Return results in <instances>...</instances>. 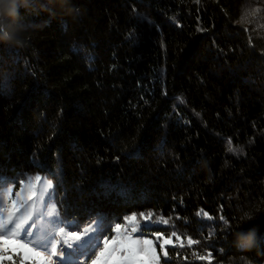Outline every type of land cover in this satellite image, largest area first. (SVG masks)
I'll list each match as a JSON object with an SVG mask.
<instances>
[{
    "label": "trees",
    "instance_id": "16d2710c",
    "mask_svg": "<svg viewBox=\"0 0 264 264\" xmlns=\"http://www.w3.org/2000/svg\"><path fill=\"white\" fill-rule=\"evenodd\" d=\"M30 3L26 47L0 43V176H47L77 230L155 224L169 264H264V0Z\"/></svg>",
    "mask_w": 264,
    "mask_h": 264
},
{
    "label": "snow or ice",
    "instance_id": "6c2138e0",
    "mask_svg": "<svg viewBox=\"0 0 264 264\" xmlns=\"http://www.w3.org/2000/svg\"><path fill=\"white\" fill-rule=\"evenodd\" d=\"M22 175L23 178L13 179L0 176V264H4L6 255L11 258L9 254L18 255L19 264H25V261H29V264H83V260L90 258L100 248L101 243L103 250L92 264H159V257L150 240L129 238L128 243L119 245L115 239L108 240L105 233L110 224L103 217L95 221L90 233L88 229L78 231V222L67 220L57 208L58 193L52 180L45 176L42 183L39 174ZM13 189H17L15 196ZM37 205L40 206L39 212L36 211ZM125 219L135 221L136 215ZM146 219H150V216ZM220 219L225 218L221 216ZM159 222L167 224L168 220L161 217ZM154 226L156 225L146 223L144 229ZM120 227L117 224L116 230L119 231ZM65 228L72 229L67 236L73 242L68 239L63 241L67 247L61 246L62 241L57 239L58 235L64 234ZM132 230L136 231V228ZM155 235L160 239L162 233L157 231ZM172 235L175 236V232ZM172 243L171 239H165L161 247ZM194 243L199 241L189 237L188 244ZM11 245L16 247L11 248ZM39 248H43L50 255L45 257L43 252L37 250ZM163 254L167 257L168 252L165 250ZM53 257L58 259L53 261ZM199 259H209L210 262L211 254ZM12 264H16V261L13 260Z\"/></svg>",
    "mask_w": 264,
    "mask_h": 264
},
{
    "label": "clouds",
    "instance_id": "9594fccd",
    "mask_svg": "<svg viewBox=\"0 0 264 264\" xmlns=\"http://www.w3.org/2000/svg\"><path fill=\"white\" fill-rule=\"evenodd\" d=\"M30 8V0H0V43L8 48L26 47L29 29L35 24L26 20L21 10L28 11ZM250 219L251 217L245 214L241 217V224ZM232 236V246L241 254L253 252L259 247L257 228L244 230L237 225ZM240 259L244 264H254L246 255H241ZM222 264H237V257L228 255Z\"/></svg>",
    "mask_w": 264,
    "mask_h": 264
},
{
    "label": "rangeland",
    "instance_id": "374dc122",
    "mask_svg": "<svg viewBox=\"0 0 264 264\" xmlns=\"http://www.w3.org/2000/svg\"><path fill=\"white\" fill-rule=\"evenodd\" d=\"M18 187H19V185L17 186V188ZM16 191H17V189H13V196H15ZM36 211L37 212L40 211V206L39 205L36 206ZM92 226H94V223L91 224V225H88L85 228H82L81 230H78V231L83 232L85 229H88L89 233H90L91 229H92ZM133 228H136V231H133L132 230ZM133 228L128 229V228H124L123 226H121L119 231H117L116 227H115L113 234H109L108 232H106L105 234H106L108 240L111 241V240L115 239L118 245L121 244V243H125V244L128 243L129 238L131 240H141V241L150 240V241H152V245L154 246L156 254L159 257V264H165V261L169 260V254L167 255V257H165L163 253H164L165 250L168 252V247L172 245V244H168V245H164L163 248L161 247V245L163 243V240H165L167 238H164L163 236H160V239H157L156 235H155V237L149 236L148 235L149 232L144 229L143 225H138V226H135ZM70 231H72V229L65 228L64 234L57 236V239L62 241V245L61 246L67 247L66 244H63V241L65 239H68L69 242H73L67 236V233L70 232ZM141 232H144V235H141ZM34 246L35 245H33V247ZM10 247L11 248H15L16 246L15 245H11ZM37 250L40 251V252H43L45 257L50 255V253L46 252L43 248H39ZM102 250H103V243H101L100 248L96 249V251L94 253H92L90 258H86V259L83 260V264H92L93 260L99 255V252L102 251ZM9 255H11V258L9 259L8 255H6L5 261L6 260H15L16 262L18 261V264H19V256L18 255H12V254H9ZM29 255L31 256V253H29ZM52 259H53V261H55L58 258L57 257H53ZM25 264H29V261H25Z\"/></svg>",
    "mask_w": 264,
    "mask_h": 264
}]
</instances>
